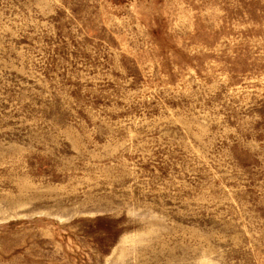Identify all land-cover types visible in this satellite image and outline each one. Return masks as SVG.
<instances>
[{"label": "rangeland", "instance_id": "1", "mask_svg": "<svg viewBox=\"0 0 264 264\" xmlns=\"http://www.w3.org/2000/svg\"><path fill=\"white\" fill-rule=\"evenodd\" d=\"M0 264H264V0H0Z\"/></svg>", "mask_w": 264, "mask_h": 264}]
</instances>
